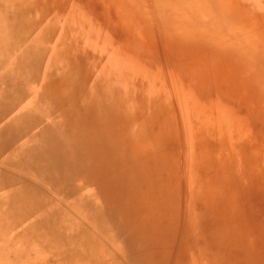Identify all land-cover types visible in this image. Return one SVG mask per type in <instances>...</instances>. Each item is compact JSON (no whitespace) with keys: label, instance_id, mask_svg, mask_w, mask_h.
Here are the masks:
<instances>
[{"label":"rangeland","instance_id":"rangeland-1","mask_svg":"<svg viewBox=\"0 0 264 264\" xmlns=\"http://www.w3.org/2000/svg\"><path fill=\"white\" fill-rule=\"evenodd\" d=\"M0 264H264V0H0Z\"/></svg>","mask_w":264,"mask_h":264},{"label":"bare ground","instance_id":"bare-ground-1","mask_svg":"<svg viewBox=\"0 0 264 264\" xmlns=\"http://www.w3.org/2000/svg\"><path fill=\"white\" fill-rule=\"evenodd\" d=\"M13 19V18H12ZM12 125V126H11ZM20 124H16V125H13L12 124V122H11V124L9 123V124H7V129H10V130H16V131H24L23 129H18L17 130V127L18 128H20V126H19Z\"/></svg>","mask_w":264,"mask_h":264}]
</instances>
